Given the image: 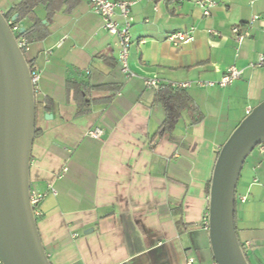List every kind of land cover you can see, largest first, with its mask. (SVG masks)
<instances>
[{
	"label": "crops",
	"instance_id": "crops-1",
	"mask_svg": "<svg viewBox=\"0 0 264 264\" xmlns=\"http://www.w3.org/2000/svg\"><path fill=\"white\" fill-rule=\"evenodd\" d=\"M198 1L132 8L131 69L166 83L218 81L232 66L245 74L226 88L187 90L199 113L184 110L163 133L158 92L125 78L117 38L87 0H0L33 36L25 55L41 73L30 182L32 191H57L37 217L51 264H216L210 185L222 147L264 102V66H251L264 56V0H215L210 16ZM234 27L250 34L241 46ZM192 29L187 45L168 40ZM93 129L101 139L86 136ZM235 224L250 264H264V144L242 170Z\"/></svg>",
	"mask_w": 264,
	"mask_h": 264
},
{
	"label": "water",
	"instance_id": "water-1",
	"mask_svg": "<svg viewBox=\"0 0 264 264\" xmlns=\"http://www.w3.org/2000/svg\"><path fill=\"white\" fill-rule=\"evenodd\" d=\"M37 113L31 66L7 17L0 11L2 264H51L30 204V171ZM263 144L264 102L235 129L219 152L214 167L209 194L208 233L216 264H250L235 224L237 187L247 159Z\"/></svg>",
	"mask_w": 264,
	"mask_h": 264
},
{
	"label": "built area",
	"instance_id": "built-area-1",
	"mask_svg": "<svg viewBox=\"0 0 264 264\" xmlns=\"http://www.w3.org/2000/svg\"><path fill=\"white\" fill-rule=\"evenodd\" d=\"M92 5L93 12L98 15L103 24V29L109 34L117 38V48H118V63L120 69L127 80L139 78L143 81L147 89L159 92L167 87L176 90L187 91L193 87L198 88H226L236 81L243 78L245 71L236 66L230 67L218 81H195V82H171L166 83L160 78L153 77H141L139 74L134 72L129 63L130 50L133 44V38L131 34V28L134 23V19L131 16V10L134 6L139 4L144 0H87ZM199 7L204 12L205 16H210L213 9L217 6L215 0H199ZM258 20V17H254L251 21L253 25ZM8 24L16 35L17 42L22 51L26 52L29 49L30 42L20 37L21 27L16 21L8 20ZM235 36V40L239 46H241L245 39L250 35L249 32H241L240 27H234L232 29ZM168 40L173 43L175 46L187 45L195 40V30L189 31H180L171 34L168 37ZM252 67H263L264 66V56H260L255 65ZM32 82L35 87L36 96L40 94L39 84L41 82V73L40 71H32ZM252 112L251 109L247 111V115ZM104 132L101 129L89 130L86 134L87 137L92 139H101ZM66 171V170H65ZM49 194H57V191L54 187L50 186L47 192L41 193L38 191L31 190L30 204L34 210V214L37 217L40 216V205L43 200ZM248 196H242L240 202L246 203ZM208 227V224H206ZM195 259H189V264H194ZM0 264L2 261L0 259Z\"/></svg>",
	"mask_w": 264,
	"mask_h": 264
},
{
	"label": "trees",
	"instance_id": "trees-1",
	"mask_svg": "<svg viewBox=\"0 0 264 264\" xmlns=\"http://www.w3.org/2000/svg\"><path fill=\"white\" fill-rule=\"evenodd\" d=\"M30 10H31L30 7H28V8H21V10L19 11L26 14ZM7 19L9 18L7 17ZM18 22L19 19L16 20V23ZM47 35L48 32H42L39 36H37V38H45ZM20 37L27 39L29 42L33 40V36L28 34L27 32L21 33ZM30 66L33 71L34 70L33 66L31 64ZM156 103L160 104L163 107L166 114L165 121L161 128L163 133H168L173 130L176 121L181 118L182 112L184 110H189L193 116L194 114L199 113L197 106L194 104L193 100L190 98V96L187 94L186 91L176 90L170 87H167L157 93ZM196 121L197 120H195V122Z\"/></svg>",
	"mask_w": 264,
	"mask_h": 264
}]
</instances>
